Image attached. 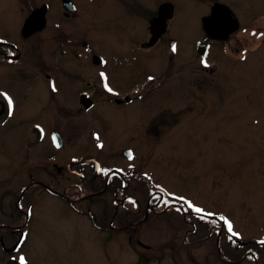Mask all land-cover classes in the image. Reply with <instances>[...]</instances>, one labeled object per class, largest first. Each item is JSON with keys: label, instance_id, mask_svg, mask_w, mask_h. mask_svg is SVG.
I'll return each instance as SVG.
<instances>
[{"label": "rangeland", "instance_id": "374dc122", "mask_svg": "<svg viewBox=\"0 0 264 264\" xmlns=\"http://www.w3.org/2000/svg\"><path fill=\"white\" fill-rule=\"evenodd\" d=\"M122 1L93 0L91 15L75 20L79 29L68 20L56 24L53 7L51 21L33 46L19 37L24 16L8 15L20 7L16 0H0V40L16 43L21 59L15 67L39 63L42 56L46 61L44 70L33 69L34 73L25 67L17 71L0 66V97L12 101L11 114L0 121V220L16 208L26 215L20 225L23 237L13 255L5 250L19 237L0 228L4 249L0 245V264H21V258L24 264H220L222 238L237 239L260 256L264 252V0H137L145 12L162 4L172 6L167 36L176 43L174 56L166 46L147 55L133 44L132 35L137 41L146 40L142 37L146 18L134 16L131 0ZM214 3L230 9L238 30L227 43L208 50L203 64L194 44L203 38L200 19ZM124 4L127 17L120 16ZM78 40L92 41L95 54L106 59L118 50L126 56V64L120 56L112 58L116 67L126 69L121 79L127 82L126 93L96 96L87 111L76 105L70 76H79L75 87L79 92L87 89L85 82L94 83L97 90L101 85L96 70L86 69L88 52ZM141 82L142 90L136 93L142 101L138 96L130 106L113 105V98L130 97L128 89ZM35 126L42 131L40 140L32 131ZM52 132L62 137L58 150L51 145ZM122 150L131 153L130 159L121 157ZM135 165L137 181L132 177ZM96 168L106 180L114 168L129 179V191L120 194L127 199L121 203L111 194L85 198ZM33 182L70 202L39 195V187L28 186ZM128 196L140 199V215L131 214ZM205 215L212 218L199 217ZM109 229L114 233L102 231ZM234 253H228V259L240 258L244 251Z\"/></svg>", "mask_w": 264, "mask_h": 264}, {"label": "flooded vegetation", "instance_id": "af4514ba", "mask_svg": "<svg viewBox=\"0 0 264 264\" xmlns=\"http://www.w3.org/2000/svg\"><path fill=\"white\" fill-rule=\"evenodd\" d=\"M131 1L132 2H131L130 6H132V7H129V8H130V11L134 14V16L143 15L146 18L145 34H144V28L142 29V34H143L142 37H144V38L146 37V40L143 42V40H142L143 38H141L142 41L141 40L137 41L136 36L132 35V38L134 39L133 44H136L141 49H144L145 52L147 53V55H151L152 54L151 52L154 49H158V46H160V45H161V47L166 46L169 49V52L171 54H173V56H174V54L176 52V48H175L176 43L174 40H172L171 38H169L167 36L168 30H169L168 22H170L172 20L173 9H172L171 18L165 22V29H164L163 33L157 38V40L152 42L154 36H153V34H151L149 32L148 26H149V22H151V20H153L156 17V12H157L158 6L156 7L155 11L145 12L142 9V6L137 2V0H131ZM92 3H93V0H16V4L20 7L17 10H15L16 12H12L10 14L8 13V15L15 14L19 17L21 15H22V17L24 16L23 21H22V25H21V28H22V26L24 25V22L27 19H29V17H31L36 10H38L40 8L43 9V16L42 17H43L44 26L42 27L41 30L33 32L32 34H30L26 38H24L21 35V29L19 30V37H20L21 41H25V42L28 41V43H30V45L35 46V44H37L36 36L39 35L40 33H42L47 26V22L51 21V18H52L51 17V11L53 10V7H55V16H56L55 22L57 21L56 24H58V22L59 23L62 22L63 20H68V21H71L70 22L71 27L75 26V29H79V26L77 24H74L75 20L77 21L81 17L82 18L80 20V22H81V21H83V17H87L88 14L91 15L89 12H90V5ZM121 8L122 9H121V15L120 16L124 17L127 15L126 14V10H127L126 5L124 4L123 7L121 6ZM79 25L83 26V23H81ZM91 26H92V24L90 26L89 25L84 26V30L91 29L92 28ZM121 32L125 33L124 31H121ZM61 34H62V32H61ZM67 34H69V32ZM202 35H203L202 36L203 38L197 42L204 44V45H207L206 52L208 50H210L211 48H213V46L215 44H218V47H220V45L222 44V42L207 40L203 33H202ZM232 35H234V34H231L228 37L227 41H229V38ZM3 39H5V40H3ZM71 40H73V39H71ZM227 41L225 43H227ZM66 42H67V39L65 40V43ZM72 42H75V41L73 40ZM78 42H79V45H81L83 47V50L88 52V55L86 56V60H84V61H86V63L84 62L86 69L87 70L90 69L91 71H92V69L96 70L95 74H96L97 82H99L101 87L97 90V89H95L94 83H89V82L86 83L85 82L87 89L79 92V89L75 90L79 76H77V74L76 75L73 74L74 76L71 75L70 78L74 77V79H71V80H72L73 85H74V87H73L74 93L73 94L76 97L75 98L76 105L77 106L79 105V107H81V109L84 110L82 107V104L79 102L80 96H82V95L86 96V98L90 101L91 106L89 109H91L92 103L95 101L96 96L97 97H101V96L105 97V96L111 95V94L117 95V93H115V92H118L121 90H125L123 93H126L127 82L123 83L122 81H124V80H121L123 76H126V69H125L124 65L116 67V64L118 62L115 59L116 56H120L121 57L120 61H123L124 64H126L125 63L126 56L121 55V52L118 50V51H116L115 54L108 53L109 56L106 59L105 57H102L98 54L97 55L95 54L94 48H93V46H91L92 41H91V43L90 42L87 43L84 40H81V41L78 40ZM197 42H195V43H197ZM225 43H223V44H225ZM0 44H1L0 45V66H1V68H6V67L12 68L13 67L17 71H20L23 69V67H25L29 71L34 73L35 71L33 69H38L39 72H42L44 70V68L46 67L45 58H44V56H42V58H39V63L34 61L33 62L34 64L33 63H31L30 65L24 64V66L21 69L16 68L15 64L19 63V58L21 59L19 50H17V48L15 46L16 43H14L13 41L6 40L5 37H2V39L0 40ZM173 48H175V50H173ZM124 52L125 51H123V53ZM75 56L78 59L79 53H75ZM94 57L96 59H99L98 63L94 62L95 61V59H93ZM113 57H115V58L112 59ZM207 58L208 57L206 56V54L203 57H198V59H200L201 62H203V64L205 63V60ZM32 64L35 65L34 68H32V66H31ZM209 64H211V63H209ZM119 69H120V71H119ZM202 69H203V67H202ZM211 69L212 68L209 67L208 70L210 71ZM119 76H121V77H119ZM82 78H83V75L80 76L81 81H82ZM48 79H49V76H48L47 80ZM88 80H89V78H88ZM148 80L150 81L149 78H148ZM148 83L149 82H147V84ZM142 86H143V83L141 82L138 84V87H136V86L130 87L128 89L129 90L128 93H129L130 97L127 95H124L121 100L113 98V100H112L113 105L130 106L132 104V102L134 100H136V98L138 96L141 99L142 95L137 94V93L141 92ZM103 87L105 89H103ZM107 91H109V92H107ZM140 101H142V99ZM2 102H4V103H2ZM89 109H87V110H89ZM11 110L12 109L9 107V104L7 102H5L4 100H2L0 97V121L1 122L3 121L2 119H4V117H8L11 114ZM77 110L78 109H76V112H77ZM87 110H84V111H87ZM121 152H120V155H121ZM95 164L97 165V163H95ZM98 168H101V166ZM98 168H96L94 171V176L96 178L91 182L88 181V183L85 187L86 191L89 192V194H87L85 196V198H87V199H90V198L94 199L95 197L102 198V197H105L106 195L111 194V196L114 197L113 200L116 201L119 197L120 200H117V201L121 202V203H122V201L127 199V196H125L124 198H122V197L120 198V194L123 192V190L129 191V188L131 187V183L129 184L130 180L127 179L125 176H123L121 174V172L115 170V168L111 169L109 171V173L107 175V180H106V175L105 176H103L102 174L100 175L99 172L101 170ZM101 169L104 170L105 167L101 168ZM136 170H138V169H137V166L135 165V171H134L135 173L132 175V177H134L135 179L137 178ZM65 171H67V173H70L68 170V167H66ZM56 173H60V170H59V172H56ZM124 175H126V173ZM74 176L77 177L76 174ZM75 179L78 180V178H75ZM96 179H98V180H96ZM136 181H137V179H136ZM136 181H135L136 186L141 185L140 183H138ZM28 186H30L29 188L39 187V190H38L39 195L45 196V194H47V195L56 197L58 199H62V200H65L67 202H70L63 194H58L56 191H53V189H50L49 187L42 184L41 182H33ZM75 187H76V189L80 190V186L78 184ZM24 194H25V192H24ZM129 199H130V203L132 205L131 214L135 215V216H137V214L140 215V212H141V207H140L141 203L139 202L140 199H137V197H131V196L129 197ZM29 207H30L29 205H26L24 208L26 210H29ZM189 212L191 215L192 212L191 211H189ZM5 216L7 218L6 220H3V219L0 220V224H1L0 228L6 229V233H8L9 236L14 237L17 234V238H18L22 232L20 230L19 225L22 223V220L25 217L24 213L16 208L14 213H12L11 215L5 214ZM7 221L9 222V224H13L15 222H19L20 224L18 225V227H14V228H12V226L7 227L5 225ZM136 224H138V223H135V225ZM129 225H132V223H130ZM96 228L98 229L97 226H96ZM113 230H115V229H113ZM221 230H223L222 226L220 228V233H221ZM102 231H105L103 233H109V234L112 232L114 233V231H111L110 229L109 230H102ZM222 240H223V238H222ZM222 240L219 242V252H220V254H222V256L220 258V264H264V252L259 256L258 255L259 252L257 250L250 249V248H243L244 247V245H242L243 243L238 242L237 239L225 238L223 241ZM260 245H261V243H257V246H260ZM240 249H242L244 251L243 255L240 258L238 256H236V258L234 260L228 259V258H230L228 253L235 254L234 252L237 253V251H239Z\"/></svg>", "mask_w": 264, "mask_h": 264}, {"label": "water", "instance_id": "95a60500", "mask_svg": "<svg viewBox=\"0 0 264 264\" xmlns=\"http://www.w3.org/2000/svg\"><path fill=\"white\" fill-rule=\"evenodd\" d=\"M43 9L40 8L36 10L29 19L24 22L23 27L21 28V35L26 38L33 32L39 31L44 26L43 22ZM172 16V6L170 4H162L158 7L156 12V17L149 22L148 30L153 34V41L163 33L165 29V22L169 20ZM34 26V27H33ZM200 28L204 36L208 40L225 42L228 37L238 30V23L232 12L224 5L214 3L210 9L207 16L200 19ZM152 44V43H151ZM150 44V45H151ZM1 45V44H0ZM207 46L202 45L201 43H196L195 52L199 57H203ZM94 62L98 63L99 59L95 57ZM84 110L90 108L91 103L86 98V96H80V101ZM33 133L38 139L41 137V131L38 128H33ZM51 142L55 149H59L62 146V139L58 133H53L51 135ZM122 157L128 159L130 153L127 151L122 152ZM59 168L56 169V172H59ZM19 243L16 242L9 251H5L6 254H10L16 250V247Z\"/></svg>", "mask_w": 264, "mask_h": 264}, {"label": "snow or ice", "instance_id": "6c2138e0", "mask_svg": "<svg viewBox=\"0 0 264 264\" xmlns=\"http://www.w3.org/2000/svg\"><path fill=\"white\" fill-rule=\"evenodd\" d=\"M173 50H175V48H173ZM55 90V89H54ZM8 103H9V107L11 108V106H12V101H11V99L9 98L8 99ZM189 207L191 208V207H193L191 204H189ZM194 210L196 211V212H200V211H202L201 209H199V208H194ZM223 219V218H222ZM225 223L227 224V227H228V231L230 232V233H232V235H236V233H234L233 231H232V225H231V223H229L228 221H226L225 220ZM262 243H264V242H262ZM21 264H24V261H23V258H21Z\"/></svg>", "mask_w": 264, "mask_h": 264}, {"label": "trees", "instance_id": "16d2710c", "mask_svg": "<svg viewBox=\"0 0 264 264\" xmlns=\"http://www.w3.org/2000/svg\"><path fill=\"white\" fill-rule=\"evenodd\" d=\"M210 222H211V221H210ZM211 226H212V222H211ZM211 226L208 224L209 229H211Z\"/></svg>", "mask_w": 264, "mask_h": 264}]
</instances>
